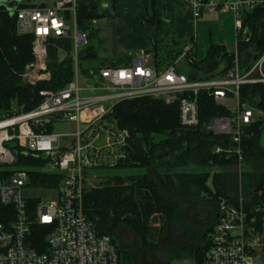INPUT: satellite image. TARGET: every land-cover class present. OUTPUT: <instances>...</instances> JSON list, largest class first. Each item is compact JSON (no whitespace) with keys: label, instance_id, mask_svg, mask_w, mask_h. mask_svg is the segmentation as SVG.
<instances>
[{"label":"built area","instance_id":"built-area-1","mask_svg":"<svg viewBox=\"0 0 264 264\" xmlns=\"http://www.w3.org/2000/svg\"><path fill=\"white\" fill-rule=\"evenodd\" d=\"M182 1L191 7L193 20L202 11L231 12L235 38L243 34L244 41H248V36L242 32L241 18L264 10V0ZM77 3L78 0H54L39 9L22 6L20 0L11 11L16 15V32L33 40V60L21 75L24 83L33 86L49 79L45 64L47 46L52 40H70L74 74L62 90L40 91L41 103L34 110L11 109L0 119V172L10 171L6 179L0 178V264H118L110 237L97 234L82 209L88 173L114 167L124 157L123 148L129 138L127 131L119 130L106 116L119 102L151 97L168 106L177 105L180 125L191 129L198 124L197 98L204 92L217 105L228 110L233 107L229 110L233 117L216 119L207 129L211 134L229 137L227 147H216L214 154L234 162L239 183L235 199L220 200L207 250L199 262L190 260V264H264V182L246 199L243 171H239L246 164L241 147L243 129L262 113L240 104L238 91L246 84L264 85V55L241 74L234 46V64L229 71H224L221 64L217 70L203 73L202 79L188 80L177 72L194 60V46L188 43L172 65L160 70L149 65L147 55H142L132 56L126 66L104 64L85 72L77 66V52L89 40L75 22ZM63 123L72 125L73 131L53 133V126ZM101 138L104 143L97 146ZM7 144L38 162L40 172L63 176L55 189V203L37 202L36 207L30 208L32 199L22 195L23 189L30 187L27 172L24 168H9L15 165L16 158Z\"/></svg>","mask_w":264,"mask_h":264},{"label":"trees","instance_id":"trees-1","mask_svg":"<svg viewBox=\"0 0 264 264\" xmlns=\"http://www.w3.org/2000/svg\"><path fill=\"white\" fill-rule=\"evenodd\" d=\"M142 8L140 21L154 25V0H143ZM75 10L77 28L87 33L88 40L95 34L93 21L111 18L109 12L100 11L97 3L78 2ZM241 19L242 32L246 31L248 41H244L241 34L235 38V46L240 73L244 74L264 55V10L246 13ZM15 23L16 15L0 6V119L11 113L13 106L17 111L34 110L41 103L38 95L40 91H60L71 82L74 74L70 40H52L47 46L45 64L49 79L33 86L24 83L21 75L33 60V40L29 35H19ZM193 39L185 40L176 36L167 43L155 46L152 49L155 68L160 70L172 65L186 44L192 43L194 46ZM77 53L79 67L97 59L89 41ZM233 58V53L227 54L223 46L210 44L203 61L197 62L194 59L188 66V71L182 67L177 72L184 73L188 80L196 77L202 79L206 70L214 71L221 64L225 66L224 71H229L233 66ZM129 61L126 57L118 58L111 64L126 66ZM104 64L105 61L99 66ZM198 73H202L201 76ZM238 91L240 104L264 115V85L246 84L240 86ZM197 106L199 121L191 129L180 125L177 105L168 106L151 97L120 102L106 116L119 130L127 131L129 138L123 148L124 157L111 167L115 173L106 172L110 167L104 168L101 177L105 182L83 192L82 209L97 234L110 237L117 251L118 264H141L139 256L118 238V230L128 229L139 239L142 248H149L147 241L151 231V218L156 216L178 224L176 212L185 199L208 203L213 222L204 235L184 233L182 245L172 248L167 256L170 261L187 257L199 262L207 250L208 235L216 221L220 200L230 201L236 198L239 183L236 174L223 171L210 173L211 169L234 165L232 160H226L223 155L214 154L216 147L226 148L230 139L226 135L211 134L207 129L212 121L221 117L231 118L233 115L227 107L217 105L205 92L199 94ZM263 125L264 119L256 118L243 129L241 147L248 166H264V146L260 142ZM6 147L14 150L12 144H7ZM13 153L16 158L15 168L25 169L32 189L57 188L63 177L61 174L42 173L38 170V162L18 151ZM189 167L198 168L201 172H188L185 169ZM9 173V170H2L0 178L6 179ZM241 180L243 196L250 199L252 192L264 182V170L246 172ZM37 202L38 200H30V208L36 207ZM39 238L44 239L43 236ZM170 261L159 264H172Z\"/></svg>","mask_w":264,"mask_h":264},{"label":"rangeland","instance_id":"rangeland-1","mask_svg":"<svg viewBox=\"0 0 264 264\" xmlns=\"http://www.w3.org/2000/svg\"><path fill=\"white\" fill-rule=\"evenodd\" d=\"M22 5L27 4L28 7L35 4H46L50 6L53 4L54 0H21ZM103 5L100 6L102 10ZM68 25L73 30L72 22H69ZM122 25L117 20L108 22L107 20H98L95 22V34L92 39L89 40L90 45L93 46L94 51L96 52L97 59L80 65L83 70L97 69L99 65L105 61V64H111L114 56L127 54V50L121 45L120 37L118 34H115L114 31L116 27H121ZM195 35V60L197 62L203 61L207 47L212 45H221L225 48L227 54L235 52V31H234V20L232 13H221V12H212L202 11L201 16L195 20V27L193 30ZM234 55V54H233ZM234 60V58H233ZM232 60V62H233ZM238 60V58H237ZM234 64V62H233ZM185 71H188L189 67L182 65ZM182 68V67H181ZM240 68V65H239ZM206 70L204 73H206ZM215 71V70H214ZM208 73V72H207ZM184 74V73H183ZM185 75V74H184ZM201 73L199 74V76ZM194 78V77H193ZM195 79V78H194ZM23 81V79H22ZM24 82V81H23ZM154 99V98H153ZM128 101V100H127ZM123 102V101H122ZM120 103V102H119ZM15 109L14 106L12 110ZM233 107H229L231 111ZM116 125L115 123H113ZM74 127L70 124H61L54 125L52 128L53 133H63L73 131ZM261 145L264 146V130L262 131L261 136ZM104 143V138H101L100 142H97V146H102ZM11 169H17L15 166H10ZM104 168L96 169L88 173L89 181L87 182L88 189H93L99 187L103 184L105 180L101 177V172ZM188 172L196 171L201 172L198 168H186ZM264 170V166H252L245 164L242 166L239 171H243L242 175L249 171L260 172ZM232 172L237 175L238 168L235 166L223 167L222 169H211L212 172ZM237 171V172H236ZM107 173L114 174L115 171L111 168H107ZM150 173H153V170H150ZM125 176V175H124ZM239 177V176H238ZM22 195L25 198L36 200L39 199L40 205H49L55 203L58 195L55 189L50 190H41V189H32L30 187L24 188ZM176 220L178 224H173L170 220H164L160 217L153 216L151 218V231L149 233L148 241L150 247L142 248L140 246V241L138 238L133 236L130 231L126 228L120 229L117 231V236L129 246V249L139 256L141 264H159L166 263L170 261L168 259L167 253L174 247H180L183 243L185 237L184 233H193L196 236L204 235L208 228L211 226L212 212L210 205L208 203L196 200H182L179 208L176 212ZM185 260L187 262H185ZM172 264H190V259L187 257H180L179 259H173L170 261Z\"/></svg>","mask_w":264,"mask_h":264},{"label":"crops","instance_id":"crops-1","mask_svg":"<svg viewBox=\"0 0 264 264\" xmlns=\"http://www.w3.org/2000/svg\"><path fill=\"white\" fill-rule=\"evenodd\" d=\"M78 2L84 4L97 3L99 9L103 5L104 8L100 11H107L111 15L110 19L104 20L108 22L117 20L122 24L121 27H116L114 33L118 34L121 45L128 52L126 55L114 56L113 60L147 55L148 64L154 66L152 49L155 46L167 43L176 36L185 40L194 38L193 42L195 43V35L193 34L195 20L192 17V9L188 3L182 0H154V25L140 21L143 0H78ZM25 6L28 7L27 4ZM31 6L37 8L43 6L44 8L46 4L38 3ZM95 22L93 21V25ZM182 69L184 70V68ZM199 74L197 75L199 76ZM260 118L264 119V115L262 114Z\"/></svg>","mask_w":264,"mask_h":264},{"label":"water","instance_id":"water-1","mask_svg":"<svg viewBox=\"0 0 264 264\" xmlns=\"http://www.w3.org/2000/svg\"><path fill=\"white\" fill-rule=\"evenodd\" d=\"M20 0H1L0 6H4L6 11L11 12L16 9ZM43 6H39V9H42Z\"/></svg>","mask_w":264,"mask_h":264}]
</instances>
